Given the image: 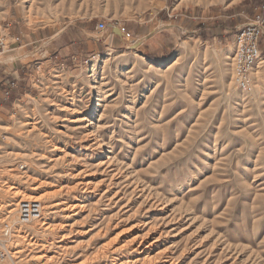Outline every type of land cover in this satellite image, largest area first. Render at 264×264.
Returning <instances> with one entry per match:
<instances>
[{"label": "rangeland", "instance_id": "rangeland-1", "mask_svg": "<svg viewBox=\"0 0 264 264\" xmlns=\"http://www.w3.org/2000/svg\"><path fill=\"white\" fill-rule=\"evenodd\" d=\"M261 3L0 0L6 55L33 63L0 107V218L16 220L12 184L42 194L48 223L13 233L11 264H264V55L251 90L233 77ZM48 28L106 46L42 67Z\"/></svg>", "mask_w": 264, "mask_h": 264}, {"label": "built area", "instance_id": "built-area-1", "mask_svg": "<svg viewBox=\"0 0 264 264\" xmlns=\"http://www.w3.org/2000/svg\"><path fill=\"white\" fill-rule=\"evenodd\" d=\"M109 27H117L123 36L131 40V35L127 32L124 26L115 24L107 25L103 21L96 23V29L99 33L105 32ZM264 33V3L257 5L254 8V13L251 20L242 27L235 35L233 40V77L235 85L243 90L249 91L252 87V68L260 58L259 40ZM9 31L6 28L0 27V55L6 51L10 41L7 40ZM14 41L17 37L12 36ZM35 213H32L27 208L18 211L16 220H7L0 227V264H11L10 251L8 243L12 239V235L18 227L32 222Z\"/></svg>", "mask_w": 264, "mask_h": 264}, {"label": "crops", "instance_id": "crops-1", "mask_svg": "<svg viewBox=\"0 0 264 264\" xmlns=\"http://www.w3.org/2000/svg\"><path fill=\"white\" fill-rule=\"evenodd\" d=\"M35 32V31H34ZM15 36V35H14ZM59 32H53L51 28H48L47 30L39 31L38 34H35V41H40V51H43L42 54V60L39 61L42 67H47L52 62H57L58 57L64 58V54L66 55L67 59H75L78 58V55L71 54L69 55V51L74 50V46L78 43L84 44V50L85 52H90L92 50H98L102 49V46L105 47V43H99V39H92V37L89 35V33H85L83 35L84 37L79 38H72V42H59ZM114 35L111 36V40H113ZM264 34L261 35L259 42V50H260V57L261 53L264 55ZM10 43L7 46V50L3 52L1 56H4V59L1 62L0 65V73L3 74V76H0V107L3 105L4 99L11 98L12 96L20 95L22 92V89L24 88V83L22 81H17L15 78L24 77V75H27V71H30L29 68H32V64L26 65L23 63L21 55L19 53H16V58L13 60L11 55H6L10 52H12L15 48L13 45L18 44L15 43L12 36H10ZM110 40V41H111ZM29 44V42H25L22 46L19 47L23 48L25 45ZM70 48H72L70 50ZM80 49V47H79ZM263 59V58H262ZM16 60H19L17 62ZM66 60V59H65ZM262 61V60H261ZM263 62V61H262ZM7 64V65H6ZM4 74H10L11 76H4Z\"/></svg>", "mask_w": 264, "mask_h": 264}, {"label": "bare ground", "instance_id": "bare-ground-1", "mask_svg": "<svg viewBox=\"0 0 264 264\" xmlns=\"http://www.w3.org/2000/svg\"><path fill=\"white\" fill-rule=\"evenodd\" d=\"M261 62L262 61L259 58L257 60V63H255L256 66L254 68L255 69H258L260 67ZM8 186L10 187V189H14L13 193L16 196L20 197V199L14 203L15 207H12V209L9 210V211H7V212L10 213V212L14 211V214H16L15 211L18 213V211L27 208L32 213H35V215L33 217L34 219H32V222L39 221L40 227H42L43 229H47L48 228V223L45 222V220L42 218L43 217L42 216L43 206H42L41 201H40V198H41L42 194H37V192H34L36 190V188H30V192H24L23 190H20L19 188H17L16 186H14L12 184H8ZM75 206H77V205H74V204L73 205H67V206H65L63 208V210H67L69 208L73 209V208H75ZM7 218L8 217L3 218V219L0 218V224H1L0 227H2V225H3L2 223H6L7 220H9V218L8 219ZM22 227L23 226L18 227L16 230H20ZM16 230H14V231H16ZM25 236L26 235L23 234L21 237H25ZM29 240H28V242H29ZM40 245L43 246V244H41V243H40ZM20 252H22V248H15L14 250L10 251L9 255H10V258H11V262H12V260L14 258H17L18 257L15 254H18ZM44 257H46V255H44V254L41 253L40 255L35 256L34 257V260L37 262V264L38 263L39 264H46V261H48V260L44 261Z\"/></svg>", "mask_w": 264, "mask_h": 264}, {"label": "water", "instance_id": "water-1", "mask_svg": "<svg viewBox=\"0 0 264 264\" xmlns=\"http://www.w3.org/2000/svg\"><path fill=\"white\" fill-rule=\"evenodd\" d=\"M115 32L119 33V29L118 28H115Z\"/></svg>", "mask_w": 264, "mask_h": 264}]
</instances>
